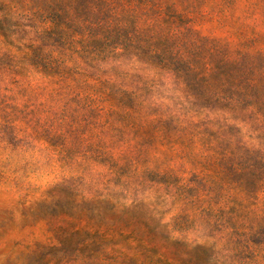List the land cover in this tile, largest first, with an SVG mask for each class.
Wrapping results in <instances>:
<instances>
[{"label": "rangeland", "instance_id": "1", "mask_svg": "<svg viewBox=\"0 0 264 264\" xmlns=\"http://www.w3.org/2000/svg\"><path fill=\"white\" fill-rule=\"evenodd\" d=\"M85 1L0 0V264H264V0Z\"/></svg>", "mask_w": 264, "mask_h": 264}, {"label": "trees", "instance_id": "2", "mask_svg": "<svg viewBox=\"0 0 264 264\" xmlns=\"http://www.w3.org/2000/svg\"><path fill=\"white\" fill-rule=\"evenodd\" d=\"M154 0H143L144 5L146 2L152 3ZM77 2V3H76ZM76 2H68L62 6L53 8L44 19L47 22H50L52 30L45 33L49 37H54L55 40L68 39L73 42V37L76 35H82L85 32L90 34H97L100 31H108L114 27H117L115 22H118L119 19L113 18L109 14L108 6L106 3H97L95 7L98 8V12L92 15L88 10V2L85 0H80ZM152 4H156L152 3ZM143 17H147L152 20L153 17L150 14H144ZM147 31H151L153 36L148 38L149 43H145L143 48H147V54H151L154 57L160 58L163 62H168L167 58L162 59L169 48L170 38L162 39L160 38L158 32L155 31V27H148ZM151 41H154L151 42ZM144 43V42H141ZM64 45V44H63ZM159 46H163L165 49H160ZM141 48V50L143 49ZM84 54L95 59H99L104 55V52L97 49L91 51L84 50ZM171 54V52H170ZM103 59V58H102ZM42 67L45 68L48 73H58L61 69V62H40ZM167 69V68H166Z\"/></svg>", "mask_w": 264, "mask_h": 264}]
</instances>
